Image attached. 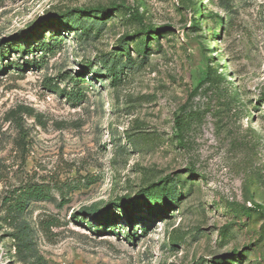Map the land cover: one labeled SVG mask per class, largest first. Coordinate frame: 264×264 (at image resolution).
<instances>
[{"label": "rangeland", "instance_id": "1", "mask_svg": "<svg viewBox=\"0 0 264 264\" xmlns=\"http://www.w3.org/2000/svg\"><path fill=\"white\" fill-rule=\"evenodd\" d=\"M112 8L100 33L62 28L52 51L11 55L38 67L0 71V264H264V0H0V41ZM143 26L161 33L115 80L105 56ZM175 179L179 203L129 220L123 203ZM30 184L50 199L26 209L20 251L6 200ZM113 209L120 233L89 227Z\"/></svg>", "mask_w": 264, "mask_h": 264}, {"label": "trees", "instance_id": "2", "mask_svg": "<svg viewBox=\"0 0 264 264\" xmlns=\"http://www.w3.org/2000/svg\"><path fill=\"white\" fill-rule=\"evenodd\" d=\"M116 8L112 9H86L84 12L89 13L91 16H84L82 13L76 14L74 12L68 11L67 14H63L59 20V24H56L54 20L48 19L44 22H41L34 26L31 31L28 33L21 34L17 37L1 40L0 41V71L5 72L7 67L14 65L16 69L24 71L25 67H38L41 60H34L32 62H26L24 64L20 63H11V55L18 54L24 58L30 53H35L41 51L43 54L47 51H52L58 44L63 40L61 29H73L75 33H79L81 37H90L93 35V32L100 33L101 29H98L97 26L104 27L107 24V19L113 15V12ZM78 16L80 17L77 20ZM89 23H92L89 25ZM52 28L55 29V35L50 34V38L54 41L46 43L45 39L41 38L45 29ZM58 29V30H57ZM161 30L154 27H144L142 31L136 33L133 36H125L120 42V52L116 54L114 58H111L109 55L105 56V61L107 63L108 72L116 80L119 78L120 72L128 65L127 62H132L133 58L130 55L131 43L139 45V53H144V59L148 56L149 46L147 41L158 36ZM41 38L40 41L35 42V38ZM136 38V39H135ZM127 55V62H123V57ZM146 57V58H145ZM43 59V58H42ZM8 61L9 65H6ZM212 73V70H211ZM210 72L206 74V79H210ZM48 87L53 91H60V88L57 83L52 79L47 81ZM63 94L66 96V99L70 101L74 106L77 105L84 99V95L81 92L64 91ZM30 116H35L34 110L25 111ZM179 119L177 118V121ZM181 183V180H164L158 184L148 187L144 192L137 196V199L133 202L127 201L122 204V207L125 210V213L129 215V220L135 221L137 215L141 213L142 207L141 204H145V209L150 211V216H157L167 213V210L171 205L179 203L181 199V194L178 193V185ZM50 199V195L44 189L43 186L38 185H27L19 190L15 191V194L9 199L6 200L8 208L7 214L8 219L11 225L16 229L17 235L16 240L18 241L20 251H32L33 239L31 236L30 227L27 226L25 222L22 221V217L32 202H40ZM252 211V210H249ZM98 225L94 226L93 224H88L90 228L96 229L98 232H109L113 231L114 233H120V230L115 228L119 217L116 215V212L113 210L108 211L102 217L96 218ZM130 239L136 240V232L130 233ZM38 264H45L41 258H37Z\"/></svg>", "mask_w": 264, "mask_h": 264}]
</instances>
